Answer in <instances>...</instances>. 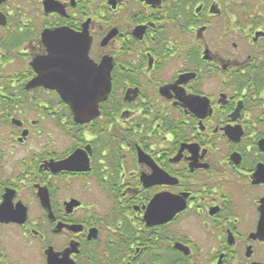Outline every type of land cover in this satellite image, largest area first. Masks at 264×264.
<instances>
[{"label": "flooded vegetation", "instance_id": "obj_1", "mask_svg": "<svg viewBox=\"0 0 264 264\" xmlns=\"http://www.w3.org/2000/svg\"><path fill=\"white\" fill-rule=\"evenodd\" d=\"M48 248L264 264V0H0V264Z\"/></svg>", "mask_w": 264, "mask_h": 264}, {"label": "water", "instance_id": "obj_2", "mask_svg": "<svg viewBox=\"0 0 264 264\" xmlns=\"http://www.w3.org/2000/svg\"><path fill=\"white\" fill-rule=\"evenodd\" d=\"M81 67L83 66L81 65ZM81 67H79V69ZM66 69L72 75H74L75 80L71 77L66 78L65 76H62V81L60 80V84L64 87L69 86L68 90L72 92L71 94H69L68 102L75 119L85 121L94 116V112L97 109L98 102L104 99L105 92L108 90L107 82L104 81L106 79H101V77L100 80H95L92 77L87 76L86 72L81 74L80 71L75 72L72 70L77 69V67L67 66ZM77 74H79V76ZM48 81L49 79L44 73H38V76L33 79L30 84L46 86ZM88 83H92V85H94V87H92L90 90L88 89ZM61 86L60 90H62ZM74 87H78L80 91L84 92V95H79L77 93L78 89ZM65 90H67V88H65L64 91ZM83 109L85 110L83 111ZM72 251H75V249H68L61 253V257H58L59 253H55L51 248H48L45 251L46 264H74V262L69 258V254Z\"/></svg>", "mask_w": 264, "mask_h": 264}, {"label": "rangeland", "instance_id": "obj_3", "mask_svg": "<svg viewBox=\"0 0 264 264\" xmlns=\"http://www.w3.org/2000/svg\"><path fill=\"white\" fill-rule=\"evenodd\" d=\"M31 264H42L39 258V254H37L36 259L33 260V262Z\"/></svg>", "mask_w": 264, "mask_h": 264}]
</instances>
